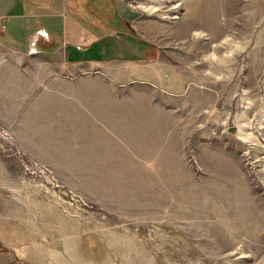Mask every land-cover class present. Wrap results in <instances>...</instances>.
<instances>
[{
  "label": "rangeland",
  "instance_id": "rangeland-1",
  "mask_svg": "<svg viewBox=\"0 0 264 264\" xmlns=\"http://www.w3.org/2000/svg\"><path fill=\"white\" fill-rule=\"evenodd\" d=\"M96 1L70 18L99 36ZM116 4L69 68L0 86V247L264 264V0Z\"/></svg>",
  "mask_w": 264,
  "mask_h": 264
},
{
  "label": "crops",
  "instance_id": "crops-1",
  "mask_svg": "<svg viewBox=\"0 0 264 264\" xmlns=\"http://www.w3.org/2000/svg\"><path fill=\"white\" fill-rule=\"evenodd\" d=\"M108 1H96L97 5L91 7L97 8L108 24L97 36V29L90 30L84 21L75 19L82 16L78 12L79 0H0V86L8 79L22 78L29 70H41L46 78L54 75L56 67L69 68L80 56L85 40L87 47H92L107 37L113 23L111 10L114 6L116 12L118 7L117 0H111L113 5ZM12 247H0V264H8L7 257L10 264H26L20 246Z\"/></svg>",
  "mask_w": 264,
  "mask_h": 264
},
{
  "label": "bare ground",
  "instance_id": "bare-ground-1",
  "mask_svg": "<svg viewBox=\"0 0 264 264\" xmlns=\"http://www.w3.org/2000/svg\"><path fill=\"white\" fill-rule=\"evenodd\" d=\"M186 31V30H185Z\"/></svg>",
  "mask_w": 264,
  "mask_h": 264
}]
</instances>
